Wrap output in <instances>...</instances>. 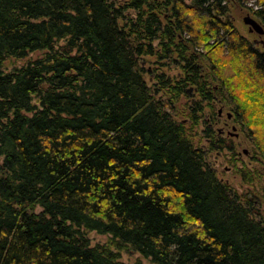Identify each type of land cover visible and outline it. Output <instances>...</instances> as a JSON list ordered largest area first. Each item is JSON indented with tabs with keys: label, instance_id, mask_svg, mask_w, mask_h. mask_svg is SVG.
I'll return each mask as SVG.
<instances>
[{
	"label": "trees",
	"instance_id": "trees-1",
	"mask_svg": "<svg viewBox=\"0 0 264 264\" xmlns=\"http://www.w3.org/2000/svg\"><path fill=\"white\" fill-rule=\"evenodd\" d=\"M249 1L0 0V264H264L256 197L209 164L231 141L194 132L224 104L264 165V53L230 10ZM147 57L179 74L149 84Z\"/></svg>",
	"mask_w": 264,
	"mask_h": 264
},
{
	"label": "rangeland",
	"instance_id": "rangeland-1",
	"mask_svg": "<svg viewBox=\"0 0 264 264\" xmlns=\"http://www.w3.org/2000/svg\"><path fill=\"white\" fill-rule=\"evenodd\" d=\"M190 2V0H186ZM255 0H250L247 7L241 8L237 4L231 3V18L234 25L239 30L240 34L248 39L255 47L262 53H264V35L259 36L257 33H251L249 26L244 23V19L248 16L258 21L264 28V24L253 15L250 8L257 9ZM128 14L134 15V12ZM22 62H17V65ZM143 66L147 70L146 79L149 84L154 83V79L159 75L158 73H165L169 77H175L179 74V68L175 64H171L169 61L158 62L156 58L147 57L143 60ZM207 69V68H206ZM188 98H198L194 88H188ZM187 101L185 98L177 104V109L180 111L183 108V103ZM207 105V104H206ZM223 110V116L214 122L211 120V111L209 108H205L203 117L200 118L198 126L195 128L197 133V141L202 140L203 145L208 144L207 139L203 138L204 130L206 129V123L215 131L221 132L224 129L226 122H229V127L226 129L222 138L230 140L233 145V150L224 149L221 152L214 151L209 154V164L213 170L216 171L219 179L228 184L238 194H252L255 196L259 203L257 208L264 214V165L260 162L258 155L256 154L252 142L247 137V133L242 130L241 126L235 122V120L229 121L227 114L230 112V108L224 104L217 103L216 111ZM233 126L237 127L236 131H233ZM245 151L247 153H245ZM250 169L252 172H258L259 177L250 184L244 183L239 169ZM89 237L93 244H105L108 241V235H101L97 233H90ZM121 262L123 264H153L150 260L145 259L139 253L134 251H120Z\"/></svg>",
	"mask_w": 264,
	"mask_h": 264
},
{
	"label": "water",
	"instance_id": "water-1",
	"mask_svg": "<svg viewBox=\"0 0 264 264\" xmlns=\"http://www.w3.org/2000/svg\"><path fill=\"white\" fill-rule=\"evenodd\" d=\"M244 23L249 26V31L251 33L255 32L259 36H263L264 35V28H263V26L258 21H256L255 19H253L252 17H250V16L246 17L244 19ZM222 111L223 110L221 109L219 111V113L221 114ZM231 117H232V114L229 113L228 114V118L231 119ZM233 131H236V127L233 128ZM245 153H247V152L245 151Z\"/></svg>",
	"mask_w": 264,
	"mask_h": 264
},
{
	"label": "flooded vegetation",
	"instance_id": "flooded-vegetation-1",
	"mask_svg": "<svg viewBox=\"0 0 264 264\" xmlns=\"http://www.w3.org/2000/svg\"><path fill=\"white\" fill-rule=\"evenodd\" d=\"M261 43L262 44H264V42L263 41H261ZM223 116V111H222V113L220 114L219 113V117L221 118ZM229 119V118H228ZM232 120V117H231V119H229V121H231ZM228 127H229V122H226L225 123V125H224V129L220 132L221 134H224L225 133V131H226V129H228ZM235 126H233L232 128H234ZM236 130H237V127H236Z\"/></svg>",
	"mask_w": 264,
	"mask_h": 264
}]
</instances>
